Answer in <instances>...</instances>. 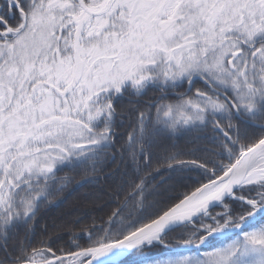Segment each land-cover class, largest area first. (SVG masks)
Returning a JSON list of instances; mask_svg holds the SVG:
<instances>
[{
    "label": "snow or ice",
    "instance_id": "obj_1",
    "mask_svg": "<svg viewBox=\"0 0 264 264\" xmlns=\"http://www.w3.org/2000/svg\"><path fill=\"white\" fill-rule=\"evenodd\" d=\"M0 264H264V0H0Z\"/></svg>",
    "mask_w": 264,
    "mask_h": 264
},
{
    "label": "trees",
    "instance_id": "obj_2",
    "mask_svg": "<svg viewBox=\"0 0 264 264\" xmlns=\"http://www.w3.org/2000/svg\"><path fill=\"white\" fill-rule=\"evenodd\" d=\"M103 186V182H100ZM99 188L91 185H85L82 188L71 191L67 195V198L63 203H59L56 207L46 208L42 215L44 219L42 224L47 223L51 225L55 223H63L67 220L74 218L75 216L82 215L84 212L90 210L88 203L96 199L97 195H102Z\"/></svg>",
    "mask_w": 264,
    "mask_h": 264
},
{
    "label": "rangeland",
    "instance_id": "obj_3",
    "mask_svg": "<svg viewBox=\"0 0 264 264\" xmlns=\"http://www.w3.org/2000/svg\"><path fill=\"white\" fill-rule=\"evenodd\" d=\"M101 194V193H100ZM93 201V200H92ZM92 201H91V203H92ZM91 203H88V206H90L91 205ZM90 208V207H89Z\"/></svg>",
    "mask_w": 264,
    "mask_h": 264
}]
</instances>
